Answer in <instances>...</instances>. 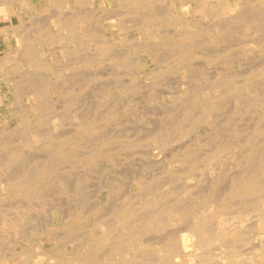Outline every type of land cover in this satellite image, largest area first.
Returning a JSON list of instances; mask_svg holds the SVG:
<instances>
[{"label": "rangeland", "instance_id": "rangeland-1", "mask_svg": "<svg viewBox=\"0 0 264 264\" xmlns=\"http://www.w3.org/2000/svg\"><path fill=\"white\" fill-rule=\"evenodd\" d=\"M52 1L0 0V264H264V0Z\"/></svg>", "mask_w": 264, "mask_h": 264}, {"label": "bare ground", "instance_id": "bare-ground-1", "mask_svg": "<svg viewBox=\"0 0 264 264\" xmlns=\"http://www.w3.org/2000/svg\"><path fill=\"white\" fill-rule=\"evenodd\" d=\"M19 1H20V0H19ZM21 1L24 2L25 4H27V5L29 6V8H31V6H32V5H31V4H32V0H21ZM33 1H34V3H35L37 6L40 7V9H46V7L49 6V4L53 2L52 0H33ZM51 1H52V2H51ZM152 1H154V0H137L136 3L145 6V5H149V4H151ZM169 1H170V0H169ZM55 2H56V0H55ZM55 2H54V4H55ZM231 2H232V1H231ZM5 3H7V0H6ZM15 3H16V2H15ZM17 3H18V2H17ZM17 3H16V4H17ZM172 3H173V2H172ZM231 4H232V3H231ZM128 5H129V4H128ZM258 5H259V4H258ZM21 6H22V5H21ZM50 6H51V5H50ZM133 6H134V5H133ZM171 7H172V6H171ZM16 8H17V7H16ZM19 8H20V7H19ZM150 8H151V7H150ZM32 10H33V9H32ZM132 10H133V9H132ZM135 11H136V10H135ZM181 11H182V10H181ZM233 11H234V10H233ZM44 12H45V11H44ZM131 12H132V11H131ZM153 12H154V11H153ZM67 13H68V12H67ZM67 13H66V14H67ZM74 13H75V12H74ZM76 13H78V11H77ZM80 13H81V12H80ZM154 13H155V12H154ZM161 14H162V13H161ZM56 15H57V14H56ZM63 15H65V14H63ZM63 15H62L60 18H62ZM80 15H81V14H80ZM54 16H55V15H54ZM54 16H53V17H54ZM66 16H67V15H65L64 17H66ZM56 17H57V16H56ZM64 17H63V18H64ZM223 17H224V16H223ZM225 17H226V16H225ZM82 18H83V17H82ZM164 18H165V17H164ZM164 18H163V19H164ZM49 19H50V18H49ZM173 19H174V18H173ZM50 20H52V18H51ZM54 20H55V19H54ZM56 20H57V18H56ZM56 20H55V21H56ZM109 20H110V19H109ZM48 21H49V20H48ZM55 21H54V22H55ZM70 21H71V20H70ZM106 21H107V20H106ZM52 22H53V21H52ZM34 23H35V22H34ZM45 23H46V22H45ZM60 23H61V22H60ZM61 24H62V23H61ZM62 25H63V24H62ZM64 25H65V24H64ZM44 26H45V25H44ZM63 27L65 28V26H63ZM57 29H58V28H57ZM74 30H75V29H74ZM51 31H52V30H51ZM53 31H55V30H53ZM58 32H59V31H58ZM76 32H77V31H76ZM41 33H42V32H41ZM62 33H63V32H62ZM66 33H67V32H66ZM70 33H71V32H70ZM49 34H50V33H49ZM83 34H84V33H83ZM184 34H185V33H184ZM35 35H36V32H35ZM38 35H39V34H38ZM38 35H37V36H38ZM52 36H53V35H52ZM52 36H51V37H52ZM60 36H61V35H60ZM46 37H49V36H46ZM54 37H55V36H54ZM68 37H69V35H68ZM58 38H59V37H58ZM35 39H36V37H35ZM38 39H39V38H38ZM60 39H61V38H60ZM60 39H59V40H60ZM41 40H42V39H41ZM57 40H58V39H57ZM61 40H62V39H61ZM68 40H69V39H68ZM32 41H33V39H32ZM37 41H39V40H37ZM42 41H43V40H42ZM45 41H47V40H45ZM62 41H63V40H62ZM62 41H61V42H62ZM64 41H65V40H64ZM91 41H92V40H91ZM52 42H53V41H52ZM74 42H75V41H74ZM45 43H46V42H45ZM47 43H48V42H47ZM56 43H57V42H56ZM59 43H60V42H59ZM65 43H66V42H65ZM71 43H72V42H71ZM54 44H55V43H54ZM70 45H71V44H70ZM52 46H53V44H52ZM62 46H63V45H62ZM10 47H11V46H10ZM13 47H14V46H13ZM15 47H16V46H15ZM32 47H34V46H32ZM60 47H61V46H60ZM66 47H67V46H66ZM54 48H55V47H54ZM31 49H32V48H31ZM35 49H36V48H35ZM46 49H47V47H46ZM65 49H66V48H65ZM152 49H153V48H152ZM13 50H14V49H13ZM25 50H26V49H25ZM51 50H52V47H51ZM67 50H68V49H67ZM67 50H66V51H67ZM29 51H30V50H29ZM66 51H65V52H66ZM33 52H34V51H33ZM38 52H39V51H38ZM38 52H37V53H38ZM63 52H64V51H63ZM16 53H17V52H16ZM60 53H61V55H64V54H62V52H60ZM170 53H171V52H170ZM25 54H26V53H25ZM30 54H31V53H30ZM38 54H39V53H38ZM38 54H37V55H38ZM46 54H47V53H46ZM10 55H11V54H10ZM10 55H9V56H10ZM12 55H14V54H12ZM17 55H19V54H16V56H17ZM26 55H27V54H26ZM28 55H29V54H28ZM33 55H34V54H33ZM37 55H35V56H37ZM24 56H25V55H24ZM30 56H31V55H30ZM30 56H28L29 59H30ZM44 56H45V55H44ZM19 57H20V56H19ZM19 57H17V58L19 59ZM25 57H26V56H25ZM25 57H24V58H25ZM37 57H38V56H37ZM49 57H50V56H49ZM49 57H48V58H49ZM12 58H13V57H12ZM18 59H17V60H18ZM33 59H34V58H33ZM37 59H38V58H37ZM51 59H53V58L51 57ZM2 60H3V59H2ZM8 60H9V59H8ZM12 60H14V59H12ZM12 60H10V61H12ZM31 60H32V59H31ZM45 60H46V59H45ZM143 60H144V59H143ZM28 61H29V60H28ZM28 61H27V63H29ZM37 61H38V60H37ZM53 61H54V60H53ZM56 61H57V60H56ZM8 62H9V61H8ZM20 62H21V61H20ZM33 62H34V61H33ZM41 62H42V61H41ZM46 62H47V61H46ZM159 62H160V61H159ZM27 63H26V64H27ZM56 63H57V62H56ZM133 63H134V62H133ZM0 64H1V63H0ZM13 64H14V63H13ZM15 64H16V63H15ZM29 64H32V63H29ZM35 64H36V62H35ZM52 64H53V62H52ZM3 65H4V64H3ZM5 65H6V64H5ZM16 65H17V64H16ZM24 65H25V64H24ZM37 65H38V64H36V66H37ZM43 65H44V64H43ZM56 65H57V64H56ZM0 66H2V64H1ZM12 66H13V65H12ZM28 66H30V65H28ZM32 66H34V65H32ZM60 66H61V65H60ZM10 67H11V66H10ZM22 67H23V66H22ZM40 67H41V66H40ZM2 68H3V67H1L0 69H2ZM18 68H19V67H18ZM32 68H33V67H32ZM36 68H37V67H36ZM42 68H43V67H42ZM46 68H47V67H46ZM62 68H63V67H62ZM9 69H10V68H9ZM60 69H61V68H60ZM4 70H5V69H4ZM14 70H15V69H14ZM52 70H55V69L52 68ZM52 70H51V71H52ZM56 70H59V69L56 68ZM11 71H12V70H11ZM32 71H33V70H31V72H32ZM40 71H41V70H40ZM49 71H50V70H49ZM114 71H115V70H114ZM1 72H2V70H1ZM5 72H6V71H5ZM45 72H46V71H45ZM10 73H11V72H10ZM46 73H48V72H46ZM50 73H51V72H50ZM52 73H53V72H52ZM58 73H59V72H58ZM62 73H63V72H62ZM1 74H2V73H1ZM56 74H57V73H56ZM60 74H61V73H59V75H60ZM32 75H33V74H32ZM57 75H58V74H57ZM57 75H56V76H57ZM30 76H31V75H30ZM33 76H34V75H33ZM56 76H55V77H56ZM31 79H32V78H31ZM34 79H35V78H34ZM54 79H55V78H54ZM58 79H59V78H58ZM55 80H56V79H55ZM7 81H8V80H7ZM56 81H57V80H56ZM4 82H5V81H4ZM31 82H32V81H31ZM47 83H48V82H47ZM49 83H51V82H49ZM48 85H49V84H48ZM7 88H8V87H7ZM34 96H35V95H34ZM31 97H32V96H31ZM31 100H32V99H31ZM32 102H33V101H32ZM195 115H196V114H195ZM2 164H3V163H2ZM34 167H35V166H34ZM35 169H36V168H35ZM44 174H45V173H44ZM34 176H35V175H34ZM40 176H41V175H40ZM8 178H9V177H8ZM247 179H248V178H247ZM0 181H2V180H0ZM29 181H30V180H29ZM259 181H260V180H259ZM29 183H30V182H29ZM0 186H1V185H0ZM21 186H23V185H21ZM9 189H10V188H9ZM234 190H235V189H234ZM137 200H138V199H137ZM242 208H243V207H242ZM175 210H176V209H175ZM178 211H179V209H178ZM16 212H17V211H16ZM20 212H21V211H20ZM50 212H51V211H50ZM10 213H12V211H11ZM17 213H18V212H17ZM181 213H182V211H181ZM60 214H61V212H60ZM217 214H218V213H217ZM179 215H180V214H179ZM26 216H27V215H26ZM53 216H54V215H53ZM171 216H172V215H171ZM50 217H51V216H50ZM176 217H177V216H176ZM239 217H240V216H239ZM216 218H217V216H216ZM244 218H245V217H244ZM180 219H181V218H179V220H180ZM182 219H183V218H182ZM25 220H26V219H25ZM0 221H1V220H0ZM223 221H224V220H223ZM50 222H51V221H50ZM153 222H154V221H153ZM224 223H225V222H224ZM26 224H27V223H26ZM212 224H213V223H212ZM199 225H200V224H199ZM194 226H195V225H194ZM207 226H208V225H207ZM201 228H202V227H201ZM215 228H216V227H215ZM117 229H118V228H117ZM208 229H209V228H208ZM210 229H211V228H210ZM21 231H22V230H21ZM214 231H215V230H214ZM24 232H25V231H24ZM186 233H187V230H186ZM188 233H189V232H188ZM193 233H194V232H193ZM207 233H209V232H207ZM36 234H37V233H36ZM37 235H38V234H37ZM40 235H41V234H40ZM186 235H187V234H186ZM186 235H185V236H186ZM191 235H192V234H191ZM195 235H196V234H195ZM211 235H212V234H211ZM217 235H218V234H217ZM182 236H183V235H182ZM207 237H208V236H207ZM33 239H34V238H33ZM35 239H37V238H35ZM51 239H52V238H50V240H51ZM192 239H193V238H192ZM194 239H195V238H194ZM194 239H193V240H194ZM206 239H208V238H206ZM209 239H210V236H209ZM209 239H208V240H209ZM211 239H213V238H211ZM211 239H210V240H211ZM208 240H207V241H208ZM182 241H183V240H182ZM187 241H188V240H187ZM65 242H66V241H65ZM192 242H193V241H192ZM202 242H203V241H202ZM202 242H201V243H202ZM189 243H190V242H189ZM197 243H199V241H198ZM201 243H200V244H201ZM36 245H37V244H36ZM41 245H42V244H41ZM34 247H35V246H34ZM42 247H43V246H42ZM179 247H180V246H179ZM32 248H33V247H32ZM38 248H39V246H38ZM189 248H190V247H189ZM51 249H52V248H51ZM197 249H198V248H197ZM179 250H180V249H179ZM181 250H182V249H181ZM199 250H200V249H199ZM202 250H203V249H202ZM50 251H52V250H50ZM53 251H54V250H53ZM175 251H176V249H175ZM0 253H1V252H0ZM29 253H30V252H29ZM45 253H46V252H45ZM49 253H50V252H49ZM194 254H195V253H194ZM35 255H36V254H35ZM68 255H69V254H68ZM84 255H85V254H84ZM177 255H178V254H177ZM207 255H208V254H207ZM28 256H29V255H28ZM81 256H82V255H81ZM30 257H31V256H30ZM30 257H29V258H30ZM32 257H33V256H32ZM69 257H70V256H69ZM77 257H78V256H77ZM112 258H113V256H112ZM1 259H2V258H1ZM52 260H54V262H55V259H52ZM52 260H51V261H52ZM58 260H59V259H58ZM169 260H170V259H169ZM31 261H32V260H31ZM51 261H50V262H51ZM256 261H257V260H256ZM25 263H26V262H25ZM51 263H52V262H51ZM55 263H56V262H55ZM28 264H29V262H28ZM48 264H49V263H48ZM73 264H74V263H73ZM75 264H76V262H75ZM85 264H86V263H85ZM87 264H88V263H87Z\"/></svg>", "mask_w": 264, "mask_h": 264}, {"label": "crops", "instance_id": "crops-1", "mask_svg": "<svg viewBox=\"0 0 264 264\" xmlns=\"http://www.w3.org/2000/svg\"><path fill=\"white\" fill-rule=\"evenodd\" d=\"M2 11H3V10H2V9H0V12H1V13H3ZM0 51H1V45H0Z\"/></svg>", "mask_w": 264, "mask_h": 264}]
</instances>
